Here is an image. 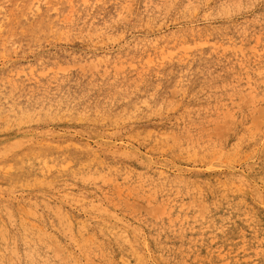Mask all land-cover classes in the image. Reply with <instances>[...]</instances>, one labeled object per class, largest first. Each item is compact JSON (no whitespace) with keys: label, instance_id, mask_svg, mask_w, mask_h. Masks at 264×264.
<instances>
[{"label":"rangeland","instance_id":"rangeland-1","mask_svg":"<svg viewBox=\"0 0 264 264\" xmlns=\"http://www.w3.org/2000/svg\"><path fill=\"white\" fill-rule=\"evenodd\" d=\"M0 264H264V0H0Z\"/></svg>","mask_w":264,"mask_h":264},{"label":"bare ground","instance_id":"bare-ground-1","mask_svg":"<svg viewBox=\"0 0 264 264\" xmlns=\"http://www.w3.org/2000/svg\"><path fill=\"white\" fill-rule=\"evenodd\" d=\"M120 215V214H119Z\"/></svg>","mask_w":264,"mask_h":264}]
</instances>
